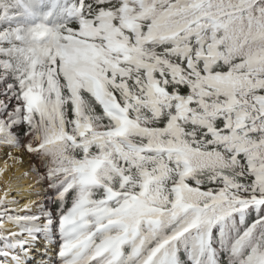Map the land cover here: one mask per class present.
Here are the masks:
<instances>
[{
    "label": "snow or ice",
    "instance_id": "snow-or-ice-1",
    "mask_svg": "<svg viewBox=\"0 0 264 264\" xmlns=\"http://www.w3.org/2000/svg\"><path fill=\"white\" fill-rule=\"evenodd\" d=\"M0 97V264H264V0H0Z\"/></svg>",
    "mask_w": 264,
    "mask_h": 264
},
{
    "label": "bare ground",
    "instance_id": "bare-ground-1",
    "mask_svg": "<svg viewBox=\"0 0 264 264\" xmlns=\"http://www.w3.org/2000/svg\"><path fill=\"white\" fill-rule=\"evenodd\" d=\"M3 150H0V167L3 166ZM30 156L27 153H24V163L23 165H17L9 169L8 172H6L3 176H0V191L3 189L4 181L11 179L13 186L27 189L29 185L33 183L34 179V173L30 172ZM26 171H29V175L25 176L23 173ZM37 197L32 196L31 199H36ZM36 261H38L40 258L37 256Z\"/></svg>",
    "mask_w": 264,
    "mask_h": 264
},
{
    "label": "rangeland",
    "instance_id": "rangeland-1",
    "mask_svg": "<svg viewBox=\"0 0 264 264\" xmlns=\"http://www.w3.org/2000/svg\"><path fill=\"white\" fill-rule=\"evenodd\" d=\"M0 98H2V97H0ZM30 162H31V165H33V166H38L39 165V161L36 159L35 156H31L30 157ZM29 167H30V165H29ZM41 170H43V169H41Z\"/></svg>",
    "mask_w": 264,
    "mask_h": 264
}]
</instances>
